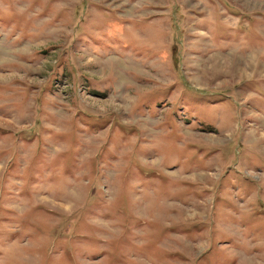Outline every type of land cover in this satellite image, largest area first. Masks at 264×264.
<instances>
[{
    "label": "rangeland",
    "instance_id": "374dc122",
    "mask_svg": "<svg viewBox=\"0 0 264 264\" xmlns=\"http://www.w3.org/2000/svg\"><path fill=\"white\" fill-rule=\"evenodd\" d=\"M0 264H264V0H0Z\"/></svg>",
    "mask_w": 264,
    "mask_h": 264
}]
</instances>
